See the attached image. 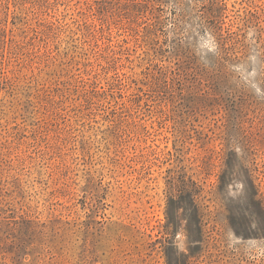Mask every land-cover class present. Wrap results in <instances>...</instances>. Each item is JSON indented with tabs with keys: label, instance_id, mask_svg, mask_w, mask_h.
Here are the masks:
<instances>
[{
	"label": "rangeland",
	"instance_id": "374dc122",
	"mask_svg": "<svg viewBox=\"0 0 264 264\" xmlns=\"http://www.w3.org/2000/svg\"><path fill=\"white\" fill-rule=\"evenodd\" d=\"M0 264H264V0H0Z\"/></svg>",
	"mask_w": 264,
	"mask_h": 264
}]
</instances>
